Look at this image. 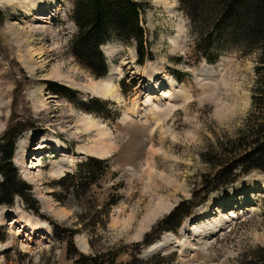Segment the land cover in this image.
Listing matches in <instances>:
<instances>
[{"label": "rangeland", "instance_id": "obj_1", "mask_svg": "<svg viewBox=\"0 0 264 264\" xmlns=\"http://www.w3.org/2000/svg\"><path fill=\"white\" fill-rule=\"evenodd\" d=\"M75 1L63 0L59 14L49 11L46 22L30 27L23 15L0 9V138L18 134L13 164L28 187L0 206V264H79L77 253L95 249L130 259L175 207L203 197L205 183L219 172L204 151L236 138L253 111L257 53L236 41L238 47L210 52L216 63L199 60L200 36L179 0H145L149 56L139 63L135 44L110 41L102 47L107 73L101 77L71 54ZM38 48L47 55L35 64L28 52ZM93 98L106 102L103 110ZM41 154V165L29 170ZM15 158L26 162L31 181ZM87 165L96 168L97 180L79 178L74 187L68 173L84 177ZM262 176L252 171L211 192L176 233L165 231L140 257L240 264L264 247V193L222 228L212 230L215 217L197 218L216 207L228 186L243 182V189ZM25 220L50 227V234L29 233L21 228Z\"/></svg>", "mask_w": 264, "mask_h": 264}, {"label": "trees", "instance_id": "obj_2", "mask_svg": "<svg viewBox=\"0 0 264 264\" xmlns=\"http://www.w3.org/2000/svg\"><path fill=\"white\" fill-rule=\"evenodd\" d=\"M179 1L193 24L195 35L200 36L196 46L199 60L216 63L218 57H211L210 52L215 48L238 47L236 41H241L242 46L257 53L253 111L236 138H227L226 141L218 142L215 149L208 147L204 151L202 156L205 162L217 166L219 172L215 175L216 179L205 183L201 199L194 197L175 207L146 234L142 242L137 243L136 254L130 259L119 260L121 253L118 251L102 254L95 249L93 255L77 253L79 264H176V255L158 254L150 259L141 258L140 255L144 248L152 245L165 231L176 233L183 221L211 192L234 183L240 176L252 171L264 173V0ZM148 6L145 0H76L73 21L77 31L71 42L72 56L96 77H101L107 73L102 47L110 41L118 40L135 44L139 63H144L150 54L143 19ZM90 103L99 111L106 106V102L99 98H93ZM15 134L12 130L0 138V206L12 204L17 194L28 190L13 164ZM84 169L88 171L84 177L81 171L68 173L74 187L79 178H89L92 183L97 180L95 167L87 165ZM71 235L73 233L62 240H70ZM240 264H264V247L253 251Z\"/></svg>", "mask_w": 264, "mask_h": 264}, {"label": "bare ground", "instance_id": "obj_3", "mask_svg": "<svg viewBox=\"0 0 264 264\" xmlns=\"http://www.w3.org/2000/svg\"><path fill=\"white\" fill-rule=\"evenodd\" d=\"M153 1L154 3H157V2L160 3L161 0H153ZM62 3H63V0H0V6H1L0 9H2L3 11H5L6 9H10L12 12V15H16V16H19L20 14L23 15V19H27V21H29L28 23L24 20L26 24L28 25V27H30V24L36 23L37 21L43 22L44 19L46 20L48 17L44 15L49 11H51L53 15H55L56 13L59 14L62 9V5H61ZM31 18H33V20H31ZM28 53H30L31 54L30 57H32L30 58V60L35 62V64L38 63L37 61H35L38 59V58L36 59V57L42 58L47 55V51H45L44 48H38L37 50L32 49ZM103 53L107 54V52L104 49H103ZM30 60L29 61L24 60L23 65L30 63L31 62ZM157 91L158 90H152V92H157ZM43 141L47 142L48 139L45 138ZM55 147H56L55 149L60 148L59 144H56ZM45 148H47V146H45ZM15 154L17 158H19L20 156L19 151H17ZM42 156L43 154L38 155L37 157L33 159V161H37L39 164H37V166L35 165L36 167L33 166L32 164V166L29 167V170H36L41 165L44 157H46L44 156L42 158ZM26 158H25V161H26ZM24 163L26 162L24 161L22 162V160L19 159L17 160L16 166L19 169H23L24 174L23 173L22 174L23 175L26 174L25 178L31 181L33 177L31 176L32 173L26 170L27 167ZM244 180H247V178L245 177ZM242 184L244 183L243 182L235 183L231 186H228L227 190L224 192L226 196L223 195L222 197H220V200L217 201V203H215L216 207L206 208L197 219L204 220L207 218H211V216L215 217L217 221L215 222V226H212V230H214V229H217V227L222 228L226 226L228 223L240 217L239 215L241 211L245 210L247 207H249V205L254 203V199H257L259 194L264 193V181H258L256 183L249 182L247 185H245V188L241 189ZM232 203L234 205L228 209L227 206H230L229 204H232ZM14 223H17V222L14 221ZM21 228H23L24 230L28 231L31 234H35L36 236L37 235L44 236L46 234H50L51 232V228L48 226H38L37 224L30 222V221H26V220L22 222ZM31 240L32 238L30 237L27 239V241L29 242ZM7 246L4 245L3 249H5ZM155 249H157V246L154 247V250Z\"/></svg>", "mask_w": 264, "mask_h": 264}]
</instances>
